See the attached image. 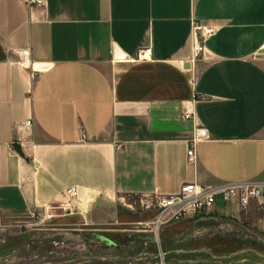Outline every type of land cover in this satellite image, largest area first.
<instances>
[{"label": "crops", "instance_id": "obj_1", "mask_svg": "<svg viewBox=\"0 0 264 264\" xmlns=\"http://www.w3.org/2000/svg\"><path fill=\"white\" fill-rule=\"evenodd\" d=\"M239 180L264 181V0H0L1 221L98 226L127 194ZM206 216L264 227V202Z\"/></svg>", "mask_w": 264, "mask_h": 264}, {"label": "rangeland", "instance_id": "obj_2", "mask_svg": "<svg viewBox=\"0 0 264 264\" xmlns=\"http://www.w3.org/2000/svg\"><path fill=\"white\" fill-rule=\"evenodd\" d=\"M126 196L129 202L118 206L115 223L88 226L74 217L34 223L0 220V264L71 259L55 264H264V243L255 236L258 233L264 237L263 226L237 218L236 223L231 216L196 223L184 217L160 228L159 243L150 242L139 234L142 230L137 225L151 211L138 205L137 196ZM108 227L117 230L104 229ZM131 230L135 234L128 235ZM159 250L164 255L163 263ZM97 255L100 258L92 257Z\"/></svg>", "mask_w": 264, "mask_h": 264}, {"label": "built area", "instance_id": "obj_3", "mask_svg": "<svg viewBox=\"0 0 264 264\" xmlns=\"http://www.w3.org/2000/svg\"><path fill=\"white\" fill-rule=\"evenodd\" d=\"M28 5L41 6L46 0H25ZM203 26L194 21L192 22L193 30V46L192 55L196 56L202 50V43L198 37V31H201ZM207 32V30H205ZM21 61L23 64L27 56V49L21 48ZM36 68L31 67V71ZM182 116L184 118H192L196 120V115L192 107V102L187 101L183 105ZM29 119L25 123H29ZM196 138L191 142L187 155L190 160L194 155V143ZM76 185H71L64 191L67 198L76 194ZM137 196L138 205L143 209L151 211V215L138 223L137 229L152 234L153 240L159 243L160 228L170 222L177 221L184 217H199L206 216L212 213L213 205L219 197L226 202H234L243 208H246L250 200L255 199L259 202H264V181H230L220 184H198L195 181L184 182L180 185L177 191L171 193L155 192L150 194H127ZM127 196L124 201H126ZM132 205V203H128ZM158 254L163 263V252L159 250Z\"/></svg>", "mask_w": 264, "mask_h": 264}, {"label": "water", "instance_id": "obj_4", "mask_svg": "<svg viewBox=\"0 0 264 264\" xmlns=\"http://www.w3.org/2000/svg\"><path fill=\"white\" fill-rule=\"evenodd\" d=\"M210 218L211 216H202V218L203 219H206V218ZM245 228H246V230H248L249 232H251V233H255V232H253V230L251 229V228H249L248 226H245ZM130 232H135V231H133V230H131ZM145 234H146V236H147V238H149L151 241H153V237H152V234L151 233H149V232H145ZM255 236L259 239V240H261L263 243H264V237L262 236V235H260V234H258V233H255ZM92 257H94V258H100V256H92ZM110 257V256H109ZM73 259H71V260H60V261H49V262H45V263H39V264H55V263H60V262H70V261H72Z\"/></svg>", "mask_w": 264, "mask_h": 264}]
</instances>
